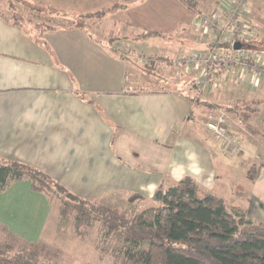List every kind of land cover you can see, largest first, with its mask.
Here are the masks:
<instances>
[{"label":"crops","instance_id":"obj_1","mask_svg":"<svg viewBox=\"0 0 264 264\" xmlns=\"http://www.w3.org/2000/svg\"><path fill=\"white\" fill-rule=\"evenodd\" d=\"M24 1L40 14L15 23L0 12L1 159L40 169L82 197L138 193L148 200L161 183L189 175L229 208L264 221V166L251 176L253 135L239 119L243 146L226 153L206 127L211 109L189 90L196 69L176 61L180 52L207 47L196 19L218 0H195L196 9L183 0ZM146 31L160 34L142 37ZM159 57L156 67L173 86L145 81L152 74L141 60ZM249 82L230 77L203 99L216 109L253 100L264 83ZM239 107L237 114L246 109ZM50 211L30 180L0 192V223L28 242L40 241Z\"/></svg>","mask_w":264,"mask_h":264},{"label":"trees","instance_id":"obj_2","mask_svg":"<svg viewBox=\"0 0 264 264\" xmlns=\"http://www.w3.org/2000/svg\"><path fill=\"white\" fill-rule=\"evenodd\" d=\"M183 2L196 9L195 0ZM159 34L146 31L141 36ZM242 46L253 52H264L260 41L253 40ZM118 50L119 56L125 58ZM160 58L154 59L152 66ZM141 67L150 69L146 65ZM194 100L216 109V104L203 98ZM253 102L257 104L260 100L239 99L233 107L221 108L239 116L235 111L237 105L253 111ZM240 121L251 134L258 133L259 129L252 123ZM255 167L251 169L253 179L257 176ZM26 179L31 181L32 190L45 194L50 203L52 196L60 201L62 218L73 217L78 234L85 236L92 229H98L102 233V251L112 256L115 264H264V221L249 217L246 210L229 208L223 197L201 187L192 176L187 175L171 185L161 183L151 198L155 206L131 212L82 197L40 169L0 158V192ZM129 200L147 199L134 193ZM151 211L154 216L149 220ZM0 228L19 238L1 223ZM24 242L18 251L13 243L0 237V264H40L34 251L40 242ZM145 243L146 248H137Z\"/></svg>","mask_w":264,"mask_h":264},{"label":"rangeland","instance_id":"obj_3","mask_svg":"<svg viewBox=\"0 0 264 264\" xmlns=\"http://www.w3.org/2000/svg\"><path fill=\"white\" fill-rule=\"evenodd\" d=\"M32 10L34 17L40 14L39 12L42 11L39 8L28 6L27 4H25L24 0H0V12L3 15H5L7 18L15 20V22L21 21L23 17L27 18L28 20V18L31 17V14L29 12H32ZM202 12L203 10H201L200 13ZM34 17L31 18V20H36ZM250 20L253 24L254 29L256 30V34L254 35L255 37L253 38V40H255L256 43L260 41L261 44L264 46V5H262L261 3L253 4ZM168 33L169 32H167L166 34ZM160 36L163 35L161 34ZM172 37L176 38V34H171V38ZM163 41L165 43H171L174 40H171L166 37ZM203 47H204L203 45L202 46L199 45V47L194 48V51L204 52L207 48L206 47L203 48ZM250 53L253 59H257L254 52L250 51ZM153 60L154 58H151L149 62L148 58H145L144 62L140 63L141 65L148 66L150 68L148 72L152 74V76L150 77H145L146 79L145 81L153 80L151 81V83L155 85L153 86L154 88H157L159 85L163 86L165 84H166L165 87L173 86V83L171 81L165 80L164 75L166 73H164L163 69L156 67V62H154L153 64L154 66H152ZM163 60L165 61L168 59H162L160 62H162ZM259 62L260 65L263 66L264 57H262V59H260ZM235 77H232V79L235 82L242 84V82L239 81L237 77L236 78ZM246 83L248 82H245L242 85H245ZM259 87L260 86H257L256 88ZM241 89L242 91L244 90L243 87H241ZM189 90L194 93L193 89L189 88ZM260 90H264V89L260 88ZM259 98L261 99L260 103L255 104L253 102V106L251 105L253 111L245 109V111H241L239 113V116L230 115L232 119L231 124L233 128H238L237 123H239L238 122L239 119H244L247 122H251L255 128L259 129L257 134H252L253 163H254L253 167L254 165L256 166L255 167L256 171L261 166H264V92H259L258 90L253 89V99H259ZM243 99L246 100V98ZM237 106L238 107L240 106L239 108L241 109V105H237ZM211 111H212L211 113L213 114L210 115L209 117H206L205 122L208 120V118H211L216 113L215 111H217V109L216 110L212 109ZM234 189H236V186H234ZM88 198L91 199L93 198L95 200L102 202L105 205L116 207L128 212H131L132 210L135 209L140 210L144 207H151L156 205V203L151 199L144 201H135V202L131 201L129 200V197H127L124 193L119 194V193L109 192V193H104L103 195H100L98 197H88ZM52 201L53 202L50 203L48 200L49 204H51V211L47 216V224L45 225V230L43 231L42 237L39 241L40 245L39 247L37 246V248L34 250L39 257L40 264H115L112 256L102 251L101 248L103 245L102 233L98 229L94 228L89 232V234L87 233L85 236L78 234L75 228V223L73 220L74 218L70 217L67 220L62 218L60 214V201L56 198H53V196H52ZM153 216H154V211L149 212L148 219L152 220ZM33 233L35 234V232ZM0 237L2 239L8 240L11 243H13L17 247L18 251L23 248L21 247V245L25 243L24 240L26 241V239H24L23 237L21 238L20 236H18L19 238H17L1 228H0ZM140 247L146 248L147 243L141 244L137 248ZM31 248L32 247H30L29 250H31Z\"/></svg>","mask_w":264,"mask_h":264},{"label":"built area","instance_id":"obj_4","mask_svg":"<svg viewBox=\"0 0 264 264\" xmlns=\"http://www.w3.org/2000/svg\"><path fill=\"white\" fill-rule=\"evenodd\" d=\"M251 12L249 0H218L212 9L198 14L197 29L202 33L207 49L191 54L180 52L176 57L177 63L196 69L197 74L192 77L189 88L197 98H204L209 87H221L222 81L235 75L242 83L252 81L256 87L264 83V65L259 62L264 52H254L257 59H253L250 50L235 47L237 43L253 42L256 30L250 20ZM231 121L230 114L219 108L205 124L220 141L222 149L234 155L243 143Z\"/></svg>","mask_w":264,"mask_h":264},{"label":"water","instance_id":"obj_5","mask_svg":"<svg viewBox=\"0 0 264 264\" xmlns=\"http://www.w3.org/2000/svg\"><path fill=\"white\" fill-rule=\"evenodd\" d=\"M241 46H242L241 43H237L235 47L240 48Z\"/></svg>","mask_w":264,"mask_h":264}]
</instances>
